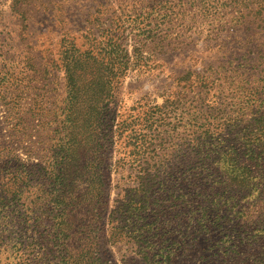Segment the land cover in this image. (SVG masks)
Instances as JSON below:
<instances>
[{"label":"rangeland","instance_id":"1","mask_svg":"<svg viewBox=\"0 0 264 264\" xmlns=\"http://www.w3.org/2000/svg\"><path fill=\"white\" fill-rule=\"evenodd\" d=\"M13 1L0 0V33H5L0 42V161L9 160L8 165L0 162V169L7 170L0 177V189L8 199L0 204V264H35L41 258L45 235L30 210L42 196L40 170L47 168L43 181L47 190L51 168L60 167L42 163L57 151L71 153L70 163L62 165L67 196L77 194L72 189L79 185L80 199L90 205L95 199L107 204V212L98 219L77 216L82 228L67 241L76 250L78 264H264V232L259 231L264 223L258 217L264 210V188L258 187L264 172L251 167L243 173L245 165H253L244 156H237V165H232L228 157L216 154L220 149L230 153L234 144L229 138L243 132V122L264 115L263 78L245 80L229 73L219 77V67L229 66L226 52L232 53L234 46L227 39V22L235 18L250 21L253 28L263 26L264 0H75L76 5L68 0L65 7L82 11L81 23L77 11L70 9L69 14L74 29L82 31L73 36L82 51H97L96 41L105 39L107 30L119 32L118 27L136 25L157 29L152 33L155 38L173 44L168 48L171 52L163 54L147 43L146 34L125 31L128 52L133 41H139L148 56L141 74L130 73L113 87L106 132L88 122L76 130L61 124L65 95L61 73L53 64L61 27L56 24L52 34L46 32L47 25L37 24L40 14L32 5L23 8L31 18L20 26L9 9ZM99 27L102 33L97 32L95 42L79 35ZM249 35L245 31L240 37ZM2 74H6L3 80ZM108 138L113 144L112 165H100L101 146L106 147ZM260 166L264 168V162ZM17 169L24 176L14 177ZM101 175L106 178L103 189L97 185ZM53 183L58 189V182ZM246 183L249 188L239 191ZM223 184L231 189L224 192ZM145 186H153L152 197L164 207L157 219L152 216L153 198L146 200L149 222L142 217L124 223L120 216L110 215L123 204V191ZM13 187L15 193L21 189L20 197L11 194ZM227 192L238 207L233 210L247 216L239 225L228 220L221 231L215 228L211 210L219 195ZM171 195L179 199L174 201ZM153 221L157 225L144 236V225ZM112 225L118 230L110 231ZM230 232L247 239L238 247L244 256L227 261L223 253L232 241ZM146 240L156 241L155 245Z\"/></svg>","mask_w":264,"mask_h":264},{"label":"trees","instance_id":"2","mask_svg":"<svg viewBox=\"0 0 264 264\" xmlns=\"http://www.w3.org/2000/svg\"><path fill=\"white\" fill-rule=\"evenodd\" d=\"M67 1L68 0H14L9 9L12 11L13 16H15L20 22V26H22L26 20H30L28 18H31L29 16L27 17V13L24 12L23 8L26 9L32 5V7L36 8L37 13L40 14L37 24L47 25L45 30L46 32L49 31V33L52 34L53 25L57 24L61 27V31L59 33V49L57 53L58 58L55 61L56 65L55 62H53L54 68L61 73L62 86L64 89L63 93L65 95V106L62 109V113L59 114V117L62 118L61 124L63 123L62 125H65V123H67L71 130H76L82 123L88 122L90 124H94L95 128L98 126H101V128L103 127L102 131L106 132V107L108 99L111 98V91L113 87H115V84L123 79L125 80L127 75L130 73L141 74L143 67L142 64L146 60V55L148 56L144 46L139 41H133L131 53L128 52L126 45L128 37L125 35V31H127V33H132L133 30H137L135 36H140V33H143L144 35L146 34L147 43H152L155 47H159L163 50V54L171 52L168 48L173 44L166 43L164 40L160 39V37L155 38L152 33L157 29H141L143 27H140L139 25L134 26L132 29L128 28L130 29L129 31L126 27H118L120 30L119 32L107 30V34L105 35L107 37L101 41H96V37L98 35L97 32L102 33V29L99 27L96 32L89 29L84 34H79L84 36L85 41H96L97 43V51H82L78 48L75 43L76 39L73 37L75 36V33L78 34L82 31L74 29V25L70 22L71 20H74L69 17L71 10L77 11V18H79V15L82 14V11L81 9H73V6L65 7ZM72 1L75 5L77 4L75 0ZM82 18L83 17L80 16L77 21L81 23ZM263 21L264 16L262 17V22ZM227 24V30L230 33V36H227V39H229L234 46L232 48V53L226 52V54H229V66L219 67L222 71L219 77L222 73H229L239 77H245V80L249 78L256 80V78L260 77L264 80V25L253 28V23H250V21L239 22L235 18H231L230 22H227ZM243 25H245V28ZM64 26H67V29H65ZM241 26L242 28L239 29ZM25 28H27L26 25H24V29ZM245 31L250 32V35L247 37H240ZM3 35H5V33L1 32L0 42L3 40ZM255 37L256 41L252 40V38ZM149 38L151 39L149 40ZM224 41L225 40H223L222 43H224ZM255 42L258 45L254 46ZM175 49L177 48L172 50L174 51ZM226 62L227 59H225L223 64ZM174 75L176 76V74ZM2 76L3 80L6 74H2ZM219 80L220 78H216V82ZM261 88H264V84ZM243 124V132H235L233 140L229 138V141L234 144L231 147V152L227 153L226 150L223 151L220 149L216 154L228 157L229 163H231V161L233 162L232 165L236 164L235 159L237 156H239V159H243L241 155L244 156L245 162L253 165H245L242 169L243 173H249L251 167H256L255 169L259 168V171L264 172V168L261 169L262 165L260 166V164L264 162V115L258 116L257 119L245 121ZM86 129L88 128L86 127ZM107 134H109V132ZM107 134H105V137H108ZM106 142V147L105 144L102 145L101 152L99 153L100 165H112L111 161L113 159V153L111 150L113 144L111 143L110 138H108V141H105V143ZM237 149H239V154L236 152ZM24 152L27 158H29V154L26 153V151ZM70 157V152L63 154L62 152L60 153L57 151L56 154H52L50 157L47 156V160L42 162L44 165H60V167L51 168L50 177L52 180L48 184L47 190H43L46 188L45 185H43V181L46 179L44 173L47 168L41 169L40 174L38 175L39 179L37 180L40 181L39 187L42 188V196L39 200L33 203V210L31 209L30 211L34 214V223H36V227L38 229H43L45 236L41 237V244H44L43 242H45L46 245L45 249L40 254L41 258L37 260L35 264H78L75 259L76 250H74L72 244L67 241V239L75 238L77 235L76 231L82 228L77 224V216H84L85 214H88L93 217V219H95V217L98 219L100 216L102 217V214L107 212V204L103 201L100 203L98 199H95L96 201L94 204L90 205L89 201L80 199L81 192H79V185H76V187L74 186L72 189V191H78L77 194L72 193V195L67 196L62 165H67L68 162L70 163ZM0 162L3 165H8L9 160L1 158ZM259 171H252L250 174L259 173ZM5 172H7L6 168H1L0 177H2ZM24 174V171L18 173L17 169L14 177H17L18 175L24 176ZM250 174L248 176H250ZM101 179L99 176L97 185L100 189H103V186L106 184V178L101 175ZM260 179L261 181L258 184V187L263 189L264 183H262V181L264 182V178L262 179L261 177ZM53 181L58 182V189L54 186ZM249 185L250 184L246 183L238 189L243 192L245 189L247 190V188H249ZM139 187L142 188V186ZM151 187L153 186H149L148 188L145 186V188H143L144 190L133 188L123 191V204H121L120 207L115 208L110 215L113 214L117 217L120 216L123 218L122 222L124 223L126 220H130L133 223V220H137L142 217L145 218L143 221L146 220L149 222L148 219L151 214L147 213L148 209L145 210V207L147 201L153 198L152 209L156 210L152 216L157 219L159 214L164 211V207H162V205H158L157 199L152 197L153 193L150 191ZM221 189L226 192L231 189V186L223 184ZM10 191L11 194H14V187L13 190ZM20 193L21 189H19L15 194L20 197ZM98 193H101V195L104 194L103 190L98 191ZM258 193L261 194V190H259ZM181 196L184 198L183 195ZM6 197V193L0 189V204H4L8 200ZM219 197V201L215 203L214 209L211 210V215L215 220V228L223 231L228 220L233 222L236 221L235 225H239L242 217L245 218L247 214L242 212L240 209L233 210L238 207L236 205L233 206L234 200L231 193L227 192L223 195L220 194ZM171 198L174 197L171 195ZM177 199H179V197L174 198V201H177ZM133 202H135V206L131 205ZM152 209L151 211H153ZM171 211H169V213ZM258 217H260V221L264 223V210L260 209ZM231 218H234V220ZM243 223L241 228L244 225ZM246 223H249L248 217L246 218ZM156 225L155 221L145 224L143 227L144 232L141 233H143L144 236H147L150 231L148 229ZM103 226H106V224ZM83 228L86 227L83 225ZM116 230H118L117 225H112L110 227V231ZM140 230L141 229H138V231ZM156 230L158 229L156 228ZM259 231L264 232V226L259 227ZM127 232L129 233L130 231ZM227 236L228 238H232V241L225 253H223V256L226 257L225 259H227V261L232 258H237L238 260L239 256H244L245 254L242 250L238 251V247L240 248L245 245L244 240L247 238H243V234H238L236 232H230V235L228 233ZM263 236L264 234L262 237ZM103 239L105 238L102 237V241ZM59 241L60 244L55 245V243ZM72 241H76V239H73ZM148 242L149 245L152 246L155 245L156 241L146 240V243ZM151 250H149V253ZM239 262L240 261H234V264Z\"/></svg>","mask_w":264,"mask_h":264}]
</instances>
